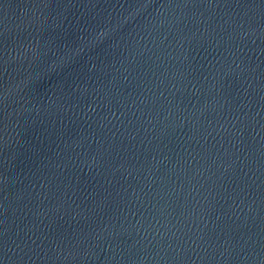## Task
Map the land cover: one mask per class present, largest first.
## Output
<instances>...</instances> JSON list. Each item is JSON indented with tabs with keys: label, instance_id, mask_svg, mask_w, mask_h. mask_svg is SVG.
Listing matches in <instances>:
<instances>
[{
	"label": "water",
	"instance_id": "1",
	"mask_svg": "<svg viewBox=\"0 0 264 264\" xmlns=\"http://www.w3.org/2000/svg\"><path fill=\"white\" fill-rule=\"evenodd\" d=\"M0 264H264V0H0Z\"/></svg>",
	"mask_w": 264,
	"mask_h": 264
}]
</instances>
